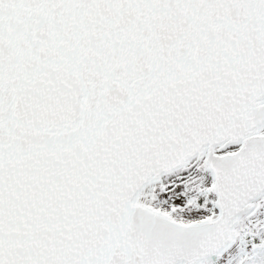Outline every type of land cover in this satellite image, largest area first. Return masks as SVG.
Segmentation results:
<instances>
[{
  "label": "snow or ice",
  "instance_id": "obj_1",
  "mask_svg": "<svg viewBox=\"0 0 264 264\" xmlns=\"http://www.w3.org/2000/svg\"><path fill=\"white\" fill-rule=\"evenodd\" d=\"M0 264H264V0H0Z\"/></svg>",
  "mask_w": 264,
  "mask_h": 264
}]
</instances>
